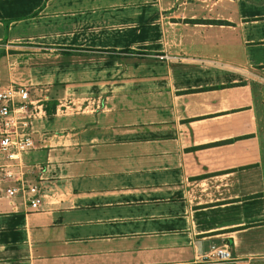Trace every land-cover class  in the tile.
<instances>
[{
	"label": "crops",
	"instance_id": "crops-1",
	"mask_svg": "<svg viewBox=\"0 0 264 264\" xmlns=\"http://www.w3.org/2000/svg\"><path fill=\"white\" fill-rule=\"evenodd\" d=\"M11 85L0 264H264V0H0Z\"/></svg>",
	"mask_w": 264,
	"mask_h": 264
},
{
	"label": "built area",
	"instance_id": "built-area-1",
	"mask_svg": "<svg viewBox=\"0 0 264 264\" xmlns=\"http://www.w3.org/2000/svg\"><path fill=\"white\" fill-rule=\"evenodd\" d=\"M30 91L21 85H11L0 89V152L6 154L9 160L18 159L19 153L31 151L36 148L32 138V119ZM15 149V150H13ZM13 174L8 172L7 178ZM20 180V179H19ZM8 196L21 193L28 194L29 207L37 211L42 205L41 189L38 184H28L18 181V186L7 189ZM225 252H221L224 256Z\"/></svg>",
	"mask_w": 264,
	"mask_h": 264
}]
</instances>
